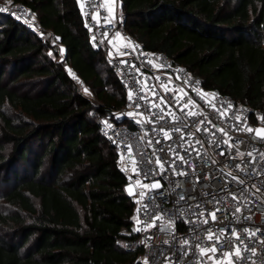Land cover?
Here are the masks:
<instances>
[{
    "label": "trees",
    "instance_id": "obj_1",
    "mask_svg": "<svg viewBox=\"0 0 264 264\" xmlns=\"http://www.w3.org/2000/svg\"><path fill=\"white\" fill-rule=\"evenodd\" d=\"M13 1L35 12L41 33L0 13V176L8 185L0 193V264H139L140 250L116 243L134 201L96 119L125 106V92L89 44L76 0ZM117 5L140 46L264 116V0ZM33 140L40 150L31 157Z\"/></svg>",
    "mask_w": 264,
    "mask_h": 264
},
{
    "label": "built area",
    "instance_id": "obj_2",
    "mask_svg": "<svg viewBox=\"0 0 264 264\" xmlns=\"http://www.w3.org/2000/svg\"><path fill=\"white\" fill-rule=\"evenodd\" d=\"M76 4L89 44L101 49L107 66L114 70L125 92V106L96 116L98 132L116 151V166L127 178L126 194L134 201L132 221L121 227L122 235L116 240L117 245L127 251L140 250L139 264H145V261L146 264H223L219 253L215 261L208 259L211 252L201 259L196 245L211 247L212 241L206 239L209 228L213 231L227 229L229 236L236 229L248 248L255 249V255L244 251V259L237 264H264V243H261L264 241V139L247 131L248 128L264 129L261 111L217 87L206 88L198 76L164 52L144 49L128 34L123 18L117 17V12H111L103 0H76ZM0 13L41 33L35 12L20 2L0 0ZM122 60L128 64L121 63ZM130 65H135V69ZM136 69L143 75H138ZM130 91L132 100L129 99ZM145 94L157 105L151 111L146 101L138 99L139 95ZM177 94L179 99L173 100V95ZM161 95L173 106L171 113L167 109L160 112L164 107L159 99ZM137 103L141 105L139 108ZM213 104L224 113L223 117L213 110ZM180 107L185 110L180 111ZM187 112L195 115L188 116ZM161 114L165 116L164 120L159 119ZM150 117L151 123L147 122ZM237 117L240 118L239 124L233 127L237 125ZM200 121L204 123L201 125ZM197 127L202 130L197 132ZM160 128L183 129L188 143L181 141L179 132H172L171 140L165 139ZM221 128L227 135L218 131ZM229 138L230 142L225 143ZM127 145L131 146V152L125 147ZM169 147L184 156L187 163L177 160L175 170L187 175H176L171 169L160 174L155 156L171 163ZM150 158L151 164L147 163ZM149 169H157V174L146 179ZM157 181L160 187L151 189L150 186ZM129 185L131 191L127 192ZM233 195L237 199H232ZM181 196L185 199L179 200ZM197 204L201 206L199 209L195 207ZM144 205L148 206L150 216L144 214ZM216 208L224 211L217 213L214 223L211 220L207 225L185 222L197 219L193 213H199L201 209L211 212ZM236 208L241 211L235 212ZM160 214L163 216L156 226L149 227L152 217ZM136 228L145 230L134 231ZM244 229L256 235L249 238ZM184 239L189 241L187 255L180 247V241ZM221 240H224L223 236ZM218 248L227 251L228 245L221 243ZM235 259L234 256L230 258Z\"/></svg>",
    "mask_w": 264,
    "mask_h": 264
},
{
    "label": "snow or ice",
    "instance_id": "obj_3",
    "mask_svg": "<svg viewBox=\"0 0 264 264\" xmlns=\"http://www.w3.org/2000/svg\"><path fill=\"white\" fill-rule=\"evenodd\" d=\"M105 35H107V34H105ZM121 63L128 64V61L122 60ZM130 67L135 69V65H130ZM136 72H137L138 75H143L142 73L139 72V69H136ZM155 79L159 80L160 78L156 77ZM153 88H155V86H153ZM173 91H175V89H173ZM155 96H156V93H155V91H153V97H155ZM129 99L130 100L133 99V94H132L131 91L129 92ZM138 99L139 100H144V101H146L148 103V105H149V109L148 110L149 111H151V109L153 107H157V105L155 104L154 100L153 99H149L146 94L145 95H139ZM159 99H160L161 104L164 105V107L160 108V112L163 113L165 111V109H167L168 112L171 113L173 106L165 99V97L163 95H161L159 97ZM172 99L173 100H178L179 99V94L173 95ZM140 106L141 105L139 103H137L136 107L139 108ZM212 107H213V110L217 111L220 114L221 117L224 116V113L221 112L219 108H216V106L214 104L212 105ZM179 110L180 111H184L185 108L184 107H180ZM186 115L193 116V115H195V113L187 112ZM159 119L160 120H164L165 116L163 114H161L159 116ZM239 121H240V118L237 117V125H233V127H237L238 124H239ZM147 122L151 123L152 122V118L150 117ZM199 123L202 125L204 122L200 121ZM209 123H211V121H209ZM213 127H214V125H213ZM201 130L202 129L200 127H197V129H196L197 132H199ZM203 130L204 131H209V129H207V128H204ZM153 131H156V129L153 128ZM218 131L224 133L225 135H227V133L225 132V130L223 128L219 129ZM247 131L250 132V133H254L257 136V138L264 139V129L248 128ZM159 132L167 140H171V138H172L171 133L172 132H179V133H181V135H180L181 141H184V143H188V141L186 139V135H185L183 129H180V128H173V129L160 128ZM191 135H194V133L191 134ZM213 135H215V132H213ZM230 140H231V138H229V141H225V143H229ZM147 143L151 145L152 141H148ZM156 143L159 144L160 141H156ZM195 143H200V141H195ZM189 146L193 147V151H195L197 153V155H199L198 150L193 145L190 144ZM125 147L128 149L129 152H131V146L130 145H127ZM180 147H183V144L180 145ZM161 151H164V149H161ZM167 151H168V153L171 154V157H172L171 163H168L167 161H162L158 155L155 156V163L157 165V169L160 171V174L163 175V173L165 171L171 169L173 171V173L176 174V175H187L186 172H183V171L176 172V170H175V166H176V161L177 160H179L182 164H186L187 163V161L185 160L184 156L181 155L175 148H172V147H169L167 149ZM220 154L224 155L223 152H221ZM239 154L241 156L244 155L243 153H239ZM247 155L251 156V153H248ZM147 163L151 164L152 163V159L150 158ZM166 164H167V167H165ZM237 167H239V165ZM157 169H149L148 172L145 174V178L147 179L149 175L154 177L157 174ZM229 175H231V173H229ZM199 179L200 178L197 177V180H199ZM233 179L234 180H239L238 177H233ZM239 183L243 184L244 182L242 180H239ZM150 187H151V189L154 190L156 188H159L160 185H159V183L157 181V182H154ZM184 199H185V197H183V196L179 197V200H184ZM232 199L235 200V199H237V197L235 195H233ZM217 203H219V201H217ZM190 207H191V205H190ZM195 207L199 209L201 206L199 204H197ZM142 210H143V212H144V214L146 216H150L151 215L147 205H144ZM139 211H141V209H138V212ZM221 211H224V209L216 208L214 211H211V212H205V210L201 209L199 211V213H193V215L196 216L197 219L192 220V221H185V222L186 223H191V224L200 223V224L207 225V224H209V222L211 220V222L214 223L217 220V213L221 212ZM240 211H241L240 208H236L235 209V212H240ZM233 215H235V213H233ZM162 216H163V214H160V215L152 217V221L153 222H152V224L149 227H155L157 222L162 218ZM245 218L247 219L248 217H245ZM142 230H145V229H142V228L134 229V231H142ZM162 230H164V229H162ZM243 231L249 236V238H251V237L256 235L255 232H250L247 229H244ZM221 236L224 237L223 241L221 240ZM149 239H151V237H149ZM173 239H175V236H173ZM206 239L209 240V241H212V245H211L210 248L201 247L199 244L196 245L197 249L199 250V255H200L201 259L206 257L208 255V253L211 252L212 256H209L208 259L212 260V261H215L216 254L219 253V257H220L221 261L223 262V264H237V261L244 259V257H243V252L244 251H249L253 255H255V249L254 248H248V246L244 243V240L241 238L240 233L236 229H233L231 235L229 236L227 234V229H223V230H219V231H213V229L209 228V229H207ZM236 241H238L239 243H235ZM164 243H168V241H165ZM221 243H226L228 245V250L227 251H220V249L218 248V245H220ZM261 243H264V241H261ZM188 245H189V241L187 239H184V240L180 241V247H181V250H182L184 255L188 254V251H187ZM242 245H243V250L241 249ZM233 256L236 259L235 260H230V258L233 257ZM165 259H168V258L166 257ZM145 264H146V261H145Z\"/></svg>",
    "mask_w": 264,
    "mask_h": 264
},
{
    "label": "rangeland",
    "instance_id": "obj_4",
    "mask_svg": "<svg viewBox=\"0 0 264 264\" xmlns=\"http://www.w3.org/2000/svg\"><path fill=\"white\" fill-rule=\"evenodd\" d=\"M106 1V0H105ZM105 5L108 6V9L111 12H117L118 14V5H117V0H107ZM115 15V14H114ZM117 17H119V15H117ZM48 33V32H47ZM50 33V32H49ZM42 37L44 36V34H41ZM53 43H57V40L54 39L53 37L51 38ZM62 48H60V55L61 57L63 56V51L61 50ZM65 68L67 71H69V73L73 76V78L76 81V85L79 87L80 91L82 92L83 95H85L86 97L90 98L91 100H94V94L93 91L87 87L79 78L76 79V75L74 74V72L69 68V66L67 64H65ZM32 85V84H31ZM25 88H27V84L24 85ZM32 142V150H31V157L34 156L33 153H35V151L40 150V143L36 140L31 141ZM25 163H21L20 161H17V166L22 167V165H24ZM26 165V164H25ZM0 175L5 176L4 173H0ZM8 187L7 183L2 181L1 176H0V193L6 189Z\"/></svg>",
    "mask_w": 264,
    "mask_h": 264
},
{
    "label": "bare ground",
    "instance_id": "obj_5",
    "mask_svg": "<svg viewBox=\"0 0 264 264\" xmlns=\"http://www.w3.org/2000/svg\"><path fill=\"white\" fill-rule=\"evenodd\" d=\"M126 190H127V192L131 191V186H130V185L127 186V187H126Z\"/></svg>",
    "mask_w": 264,
    "mask_h": 264
},
{
    "label": "crops",
    "instance_id": "obj_6",
    "mask_svg": "<svg viewBox=\"0 0 264 264\" xmlns=\"http://www.w3.org/2000/svg\"><path fill=\"white\" fill-rule=\"evenodd\" d=\"M106 1H107V0H106ZM106 1H105V0H103V2H104V3H106ZM124 189H125V188H124ZM125 192H126V191H125Z\"/></svg>",
    "mask_w": 264,
    "mask_h": 264
}]
</instances>
